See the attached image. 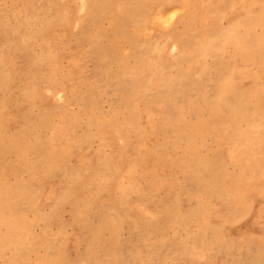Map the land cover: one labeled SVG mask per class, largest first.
<instances>
[{
	"label": "rangeland",
	"instance_id": "rangeland-1",
	"mask_svg": "<svg viewBox=\"0 0 264 264\" xmlns=\"http://www.w3.org/2000/svg\"><path fill=\"white\" fill-rule=\"evenodd\" d=\"M263 34L264 0H0V264H264Z\"/></svg>",
	"mask_w": 264,
	"mask_h": 264
},
{
	"label": "bare ground",
	"instance_id": "bare-ground-1",
	"mask_svg": "<svg viewBox=\"0 0 264 264\" xmlns=\"http://www.w3.org/2000/svg\"><path fill=\"white\" fill-rule=\"evenodd\" d=\"M263 6V5H262ZM250 7V6H249ZM253 8V7H252ZM84 9L85 10H87V12H91V9H92V7H90V6H87V5H84ZM178 13V12H177ZM161 14V13H160ZM157 15V14H156ZM236 29V28H235ZM235 32V31H234ZM254 34V33H253ZM264 35V34H263ZM207 36V35H206ZM223 36V35H222ZM110 37V36H109ZM263 37L264 36H259V39H263ZM251 39H254L252 36H251ZM257 39V37H255V40ZM247 40V39H246ZM246 40H244L243 38H241L239 35H235L234 36V43H235V45L236 46H242V47H244V48H247L248 49V46H249V44H248V42L249 41H246ZM228 41V40H227ZM251 41V40H250ZM252 42H254V40H252ZM261 42V41H260ZM255 43H257V42H255ZM262 43V42H261ZM264 43V42H263ZM252 44V43H251ZM253 45V44H252ZM259 51V50H258ZM51 53V52H50ZM48 55V54H47ZM114 55V54H113ZM49 56V55H48ZM53 57H55V56H53ZM264 58V57H263ZM43 59V58H42ZM57 61V60H56ZM45 62V61H44ZM56 63V62H55ZM40 64V63H39ZM41 64H42V61H41ZM248 65V64H247ZM118 66V65H117ZM120 67V66H119ZM263 69H264V67H263ZM8 70V69H7ZM257 72V71H256ZM7 74V73H6ZM254 76V75H253ZM90 90V89H89ZM96 92V91H95ZM91 94H92V92H91ZM96 94V93H95ZM79 97H80V95H79ZM84 97H85V95H84ZM94 98H96V97H94ZM85 99V98H84ZM90 99V98H89ZM232 99V98H231ZM86 103V102H85ZM211 104V103H210ZM83 106H84V104H83ZM231 147V146H230ZM18 195L19 194H15V196H17L18 197ZM14 196V194H11V200H14V199H17L16 197ZM14 198V199H13ZM13 203H15V202H13Z\"/></svg>",
	"mask_w": 264,
	"mask_h": 264
}]
</instances>
